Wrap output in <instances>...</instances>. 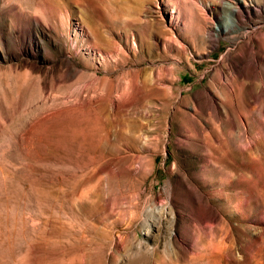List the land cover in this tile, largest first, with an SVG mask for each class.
Returning <instances> with one entry per match:
<instances>
[{
	"label": "rangeland",
	"instance_id": "rangeland-1",
	"mask_svg": "<svg viewBox=\"0 0 264 264\" xmlns=\"http://www.w3.org/2000/svg\"><path fill=\"white\" fill-rule=\"evenodd\" d=\"M202 1L0 0V264H264V143L193 110L235 55Z\"/></svg>",
	"mask_w": 264,
	"mask_h": 264
},
{
	"label": "bare ground",
	"instance_id": "bare-ground-1",
	"mask_svg": "<svg viewBox=\"0 0 264 264\" xmlns=\"http://www.w3.org/2000/svg\"><path fill=\"white\" fill-rule=\"evenodd\" d=\"M217 1L218 3H214V0L210 1L211 3L203 1L200 3L202 10L200 18L203 25L199 31L201 34L199 42L203 44L201 48L203 51L197 55L204 58L206 44L209 42L212 46H219L222 36L230 41L232 47H235V55L224 57L221 63L214 68L213 81L225 85L228 102L225 104L221 100V95L211 87L205 89L204 93L202 91L201 94H197L199 91L194 93L191 99L194 113L197 109H202L201 100L210 102L213 115L218 118L223 117L230 130H234L238 125L239 129L247 132L248 127L255 124L256 132L242 140V143L236 144L235 148L243 155L253 146L264 143V0ZM255 17L261 19L255 21ZM171 23L174 22L171 20L169 24ZM192 43L195 47L199 46L196 40ZM135 45L134 38H132V47ZM189 63L192 64L190 60ZM233 82L237 83L235 89L232 86ZM212 84L211 82L210 86ZM241 93H245L247 102L245 104L248 110L239 114L237 105ZM220 103L225 108L224 114L220 111Z\"/></svg>",
	"mask_w": 264,
	"mask_h": 264
}]
</instances>
